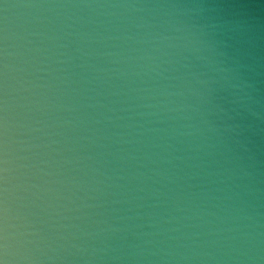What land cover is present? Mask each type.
Here are the masks:
<instances>
[{
    "label": "clouds",
    "instance_id": "1",
    "mask_svg": "<svg viewBox=\"0 0 264 264\" xmlns=\"http://www.w3.org/2000/svg\"><path fill=\"white\" fill-rule=\"evenodd\" d=\"M0 264H264V0H0Z\"/></svg>",
    "mask_w": 264,
    "mask_h": 264
}]
</instances>
